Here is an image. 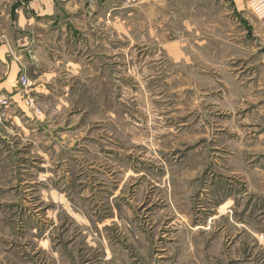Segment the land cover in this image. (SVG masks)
Returning <instances> with one entry per match:
<instances>
[{"label": "rangeland", "instance_id": "rangeland-1", "mask_svg": "<svg viewBox=\"0 0 264 264\" xmlns=\"http://www.w3.org/2000/svg\"><path fill=\"white\" fill-rule=\"evenodd\" d=\"M248 1L245 25L211 32L191 4L107 0L75 66L57 54L41 89L18 76L0 264H264V18Z\"/></svg>", "mask_w": 264, "mask_h": 264}, {"label": "crops", "instance_id": "crops-1", "mask_svg": "<svg viewBox=\"0 0 264 264\" xmlns=\"http://www.w3.org/2000/svg\"><path fill=\"white\" fill-rule=\"evenodd\" d=\"M106 1L18 0L8 10L0 11V97L12 96L13 101L22 108V96L17 92L18 76L21 73H26L32 83L37 84L35 88L41 89L44 83L48 82L46 79L52 76V64L60 61L59 58L55 59L57 54L62 53L61 58L67 64L75 66L73 47L78 46L75 49L79 53L81 47L77 36L82 32V36L85 37L101 38V32H106L105 21L108 17L103 7ZM160 1L162 2L140 0L139 5L146 6L147 12L150 9L153 14L155 5L166 3V0ZM178 2L182 5H193L197 20L211 19L213 21L210 26L211 32H221L219 28L221 21L239 20L245 25L248 19V12H245L247 0H178ZM152 14L148 21H154ZM113 19L112 32H123L122 22L119 19L117 21L116 14ZM3 21L8 23L3 26L1 23ZM230 29L229 31L226 29L227 34L233 32V28ZM146 30L155 32L154 28L148 27ZM64 36L68 49H71V53L67 51L65 55L62 52L64 46H61L58 39ZM93 41L99 48L100 40ZM97 54L100 58L101 52L98 51ZM23 111L22 116L33 119V114Z\"/></svg>", "mask_w": 264, "mask_h": 264}, {"label": "built area", "instance_id": "built-area-1", "mask_svg": "<svg viewBox=\"0 0 264 264\" xmlns=\"http://www.w3.org/2000/svg\"><path fill=\"white\" fill-rule=\"evenodd\" d=\"M135 1V0H131ZM248 7L251 12L257 16L258 18H264V0H249ZM25 76L19 77V83H26ZM9 104V97H1L0 98V120L3 119L4 114L6 113L4 108Z\"/></svg>", "mask_w": 264, "mask_h": 264}]
</instances>
